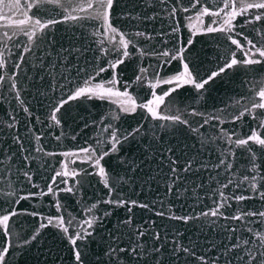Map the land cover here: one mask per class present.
Masks as SVG:
<instances>
[{
	"label": "snow or ice",
	"instance_id": "snow-or-ice-1",
	"mask_svg": "<svg viewBox=\"0 0 264 264\" xmlns=\"http://www.w3.org/2000/svg\"><path fill=\"white\" fill-rule=\"evenodd\" d=\"M3 105L0 264H264V0H0Z\"/></svg>",
	"mask_w": 264,
	"mask_h": 264
},
{
	"label": "water",
	"instance_id": "water-1",
	"mask_svg": "<svg viewBox=\"0 0 264 264\" xmlns=\"http://www.w3.org/2000/svg\"><path fill=\"white\" fill-rule=\"evenodd\" d=\"M197 47H200V45H197ZM244 79L247 78L243 76H236L234 79H226L222 83H218V85L215 86V90L211 92V96L207 99V104L211 106L213 103H215L219 106L221 104V101L228 102V96L235 95L236 92H242L244 90L240 83V81ZM244 87H247V85H245ZM6 108L7 105H3V108L0 109V118H3L5 114L3 109ZM21 131H23V129H21ZM50 239V237H45L46 242L50 241Z\"/></svg>",
	"mask_w": 264,
	"mask_h": 264
}]
</instances>
